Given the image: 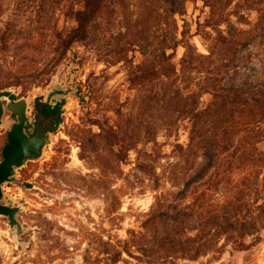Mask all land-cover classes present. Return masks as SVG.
Instances as JSON below:
<instances>
[{"label":"rangeland","instance_id":"obj_1","mask_svg":"<svg viewBox=\"0 0 264 264\" xmlns=\"http://www.w3.org/2000/svg\"><path fill=\"white\" fill-rule=\"evenodd\" d=\"M169 1L108 0L103 17L69 46V36L82 31L65 14L72 0H2L0 94L27 95L33 119L38 103H60V122L49 132L45 156L27 161L18 181L4 184L5 201L22 204L24 231L15 241L0 216V264H110L104 244L118 249L161 196L171 199L197 160L175 144L188 142L197 107L214 101L209 75L183 70L185 53L209 55L214 46L207 61L222 83L234 71L220 65L243 64L251 53L242 71L264 77V40L244 51L224 41L216 46L214 37L227 40L221 30L228 24L207 28L212 38L206 36L203 25L214 20L203 0H174L172 7ZM220 1L229 25L264 27V0ZM183 30L184 42L170 57ZM4 119L0 149L15 122L9 111ZM109 133L131 148L124 162L116 154L119 144L107 143ZM140 161L156 167L159 182H133ZM260 237L248 250L226 244L197 259L161 263L124 253L116 264H264V229Z\"/></svg>","mask_w":264,"mask_h":264},{"label":"trees","instance_id":"obj_2","mask_svg":"<svg viewBox=\"0 0 264 264\" xmlns=\"http://www.w3.org/2000/svg\"><path fill=\"white\" fill-rule=\"evenodd\" d=\"M203 1L214 20L211 25H203L206 36L212 38L207 28L221 30L222 24H228L221 30L227 40L220 35L214 37L216 46L224 41L244 51L251 43L264 40V27L229 25L220 0ZM169 4L172 7L176 3L172 0ZM107 6L108 0H72L65 14L73 25H79L75 29L82 31L75 30L69 36V46L80 40L89 25L97 24ZM2 10L0 0V16ZM181 34L182 38L171 46L170 57L176 55L187 31ZM209 52L196 57L185 53L180 60L183 70L207 73L213 91V107L196 109L188 142L175 144L184 157L196 154L198 161L190 167L192 173L169 193L171 199L161 196L158 207L145 215L140 229H133L130 237L119 241L118 249L109 248L108 242L104 244L103 253L110 264L118 263L124 253L144 263H161L173 258L197 259L221 251L226 244L238 251L248 250L260 242V231L264 229V77L242 71L252 60L250 53L243 64L220 65L224 72L234 71L222 83L212 77L215 66L207 61L215 53L214 46L209 47ZM59 122L58 114L55 127ZM111 136L116 138L115 134H107V143L112 147L119 144L116 154L124 162L131 148L124 139L117 143ZM132 175L137 184L144 183L147 177L159 182L160 177L156 167L147 161H140Z\"/></svg>","mask_w":264,"mask_h":264},{"label":"water","instance_id":"obj_3","mask_svg":"<svg viewBox=\"0 0 264 264\" xmlns=\"http://www.w3.org/2000/svg\"><path fill=\"white\" fill-rule=\"evenodd\" d=\"M29 97L22 95L12 99L9 95L0 97V127L5 124V114L9 111L16 118L7 130V142L0 149V216L8 219L12 227V237L19 241L24 231L23 222L19 218L23 207L13 198L5 201L4 184L18 181V170L29 160H40L46 154L49 139L38 131L34 135L28 133L31 120L28 115Z\"/></svg>","mask_w":264,"mask_h":264},{"label":"flooded vegetation","instance_id":"obj_4","mask_svg":"<svg viewBox=\"0 0 264 264\" xmlns=\"http://www.w3.org/2000/svg\"><path fill=\"white\" fill-rule=\"evenodd\" d=\"M2 95H9L12 99H16L15 95L7 92L0 94ZM37 117L35 119L30 118L31 124L28 126V133L30 135L36 134L38 131L41 132V135L46 136L49 139V132L52 131L53 125H55L56 119L58 114H60V103L57 104H45V103H38L37 104ZM29 115V113H28ZM15 121L16 118L13 115Z\"/></svg>","mask_w":264,"mask_h":264}]
</instances>
